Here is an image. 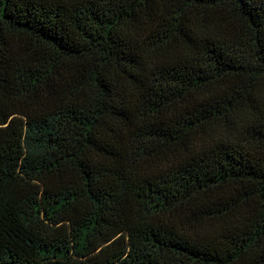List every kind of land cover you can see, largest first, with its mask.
<instances>
[{
    "label": "trees",
    "instance_id": "1",
    "mask_svg": "<svg viewBox=\"0 0 264 264\" xmlns=\"http://www.w3.org/2000/svg\"><path fill=\"white\" fill-rule=\"evenodd\" d=\"M0 264H264V0H0Z\"/></svg>",
    "mask_w": 264,
    "mask_h": 264
}]
</instances>
